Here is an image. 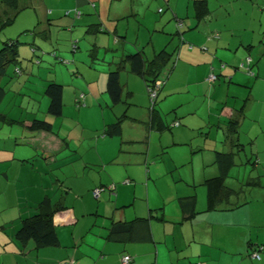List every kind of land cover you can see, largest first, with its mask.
Listing matches in <instances>:
<instances>
[{
	"label": "crops",
	"instance_id": "obj_1",
	"mask_svg": "<svg viewBox=\"0 0 264 264\" xmlns=\"http://www.w3.org/2000/svg\"><path fill=\"white\" fill-rule=\"evenodd\" d=\"M23 1L27 7L0 28V46L16 34L26 35L21 41L25 45L18 47V63L12 66L15 76L8 75L10 65L0 77V112L14 120L0 125V264H60L64 260L122 264L123 255L130 256L128 264H264V188L253 185L239 190L226 184L236 190L229 201L245 203L206 210L203 185L204 180L219 174L217 152L230 154L227 177L236 156L245 150L240 135L245 110H264V0H206L208 14L201 20L195 17L194 0ZM28 22H33L32 27ZM14 23L20 29L11 35L5 28ZM131 29L134 40L128 37ZM215 33L218 37L211 38ZM147 34L151 37L144 41ZM175 35L180 38L178 57L167 75L162 73L164 83L154 105V119L150 110L147 114L145 155L133 157V152L142 151V145L137 148L133 144L141 135L125 134L122 122L136 120L134 115L128 117L126 110L137 89L142 94L144 88L129 69L121 83L119 71L122 98L113 104L106 91L107 73L116 63L125 71L123 57L143 51L144 45L150 48V57L143 51L147 59L166 46L172 48ZM32 46L37 51L32 52ZM36 54H42L40 60ZM241 63L253 75L241 68ZM63 64H69L65 70L56 66ZM212 73L217 80L209 83L207 77ZM75 74L84 85L69 84ZM14 77H25L18 89L12 87ZM33 79L35 87H27ZM50 81L62 84V101L68 99L58 117L47 112L45 87ZM23 89L27 101L33 102L39 95L46 97L47 105L42 108L41 100L29 110L7 107L6 94H21ZM81 93L84 106L78 101ZM119 103H124L125 109L116 117L108 109ZM203 106V112L197 111ZM119 117V133L106 132ZM235 117L238 123L232 131L228 121ZM33 118L51 122V131L28 130ZM249 135L244 133V139ZM194 137H198L196 142L191 141ZM188 142L191 154L186 150L170 164L164 161L163 174L174 186L182 185L168 194L169 207L159 203L153 207L149 199L144 208L136 207L131 165L145 157L144 162L151 163L160 177V170L154 167L156 157L166 146ZM188 162L190 171L175 172ZM152 176L148 171L147 178ZM111 185L113 190L108 189ZM96 188H103L98 197L92 194ZM189 195H195L198 213L183 220L179 199ZM45 198L51 206H63L53 216L58 245L38 247L32 240L19 242L15 233L22 220L33 215ZM154 209L163 219H151L149 235L136 227L143 239L115 240L110 236L112 223L131 221Z\"/></svg>",
	"mask_w": 264,
	"mask_h": 264
},
{
	"label": "trees",
	"instance_id": "obj_2",
	"mask_svg": "<svg viewBox=\"0 0 264 264\" xmlns=\"http://www.w3.org/2000/svg\"><path fill=\"white\" fill-rule=\"evenodd\" d=\"M5 2L4 9L0 11V28H4L9 25L18 11L27 7L28 3L23 0H0V5ZM195 17L197 20H201L208 14V9L206 5V0H194ZM33 32V30H28ZM212 38V37H211ZM22 44L19 39H10L2 42L0 46V77L6 74V69L8 66L16 65L19 60L18 47ZM32 52L37 51L36 47H31ZM173 53L168 52L166 49H161L154 53V55L147 59L142 50L135 51L134 53L127 54L123 57V62L128 64L129 72L140 76L146 88L153 84L154 81L159 78L162 73L169 72L173 67ZM15 71L20 70L18 66H15ZM122 68L121 63H116L115 68L109 70L107 73L106 81V91L110 97L113 104L121 101L122 98V84L119 80V71ZM166 68V69H165ZM168 69V70H167ZM3 93V88L0 87V96ZM45 95L49 99L47 112L58 117L62 113L63 101H62V84L50 81L45 87ZM158 97V96H157ZM157 100V98H156ZM156 100L150 105V115L152 120L154 119V111ZM1 121H14L9 118L6 114L0 112ZM19 124H23L24 121H18ZM237 119L231 118L228 121V129L235 131L237 127ZM121 117H119L115 122L108 125L106 132L109 134H118L120 131ZM30 131H45L50 132L52 124L51 122L40 119L33 118L30 124L26 126ZM232 128V129H231ZM230 154L228 153H216V162L219 166V174L204 180L203 185L206 189V210L212 209H225L231 207H237L245 201H240V203H231L229 197L236 190L229 187L225 183L226 172L231 164L229 161ZM253 185H257L256 182L247 181ZM242 189L239 187V190ZM113 190V189H109ZM179 205L182 208L183 220L191 219L198 210H196V197L195 195L184 196L179 199ZM63 209L62 204L56 203L54 205L48 204V198L41 200L37 204L36 212L26 217L22 220L21 226L15 233V238L21 243L28 240H32L38 247H50L58 245V237L55 231L53 216L54 213L61 211ZM161 208H158L160 210ZM157 210H150L146 216L135 217L128 222H114L112 223L109 233L110 236L115 240H123L126 237L130 240L143 239L144 235H138L139 229L136 227L143 228L146 234H150L149 223L152 218L163 219L162 215L155 214ZM135 230H137L135 232ZM143 233V234H144ZM262 244H259V250L263 249ZM258 253L254 251L253 254ZM259 255V253H258ZM256 258V257H255ZM260 256L256 259H259ZM131 260V258H130Z\"/></svg>",
	"mask_w": 264,
	"mask_h": 264
},
{
	"label": "rangeland",
	"instance_id": "obj_3",
	"mask_svg": "<svg viewBox=\"0 0 264 264\" xmlns=\"http://www.w3.org/2000/svg\"><path fill=\"white\" fill-rule=\"evenodd\" d=\"M22 12H26V10L22 11ZM25 13H22V16ZM27 25H29L30 27H32L33 22H28ZM28 26V27H29ZM20 29L17 26V23H14L8 27L5 28V30H7L8 33H11V35H15ZM175 33V28L174 31ZM3 34V33H1ZM156 35V33H154V36ZM134 32L131 29L130 33L128 35V37L130 39L134 40ZM26 37V35H24L23 33L20 34H16L12 39L14 38H18L20 41H23V39ZM149 37H151L149 34H147L145 36V39H143L144 41H148ZM168 39H170L171 37L167 36ZM26 39V38H25ZM23 43L26 42H22L21 45H25ZM180 44V38L179 36L175 35L174 36V44L171 48V46L167 47L166 46V50L168 52H174L173 58L175 59L177 58V52H178V45ZM143 51L144 53H146L145 55H147L148 57H150L149 55V50L150 48L147 46H143ZM38 55L36 54L35 57H37ZM40 56L42 57V54L39 55L37 57V60H40ZM248 56V55H247ZM43 58L44 55H43ZM70 61L69 59H66V61ZM243 60H245L243 58ZM242 60V61H243ZM262 61H264V59H262ZM65 65H69V64H65ZM65 65H56L58 66L61 70H65L66 67ZM115 68V66H112L111 69ZM12 65L11 67H9L8 69V75L13 77L12 75L15 76L14 72L11 71ZM126 70H122V68L120 69V74H121V83H125V74L126 71L128 70L127 68V64H126ZM74 70V69H73ZM109 70V69H108ZM166 73V72H164ZM168 73V72H167ZM167 74H165L164 76H166ZM132 76V75H131ZM19 78V75L17 76ZM16 78V77H14ZM18 78H16L14 80V82L12 83V87L14 89H18V86L23 84V80H25V77H22L18 80ZM133 78H137V77H133ZM139 80L138 82H140L142 84V87L144 89V93L140 92V90L137 89L136 91V95L133 96L132 98H130V102L132 103L128 110H126V114L128 115V117L133 116L136 120H133L132 123L126 120L124 122H122V126H125V134H130L132 133L133 135H141L140 140H137L135 142H133V144L138 148L139 146H143L142 147V151L137 150L136 153L133 152V157L138 156L139 153L140 155H145V146L147 144V139L145 138V132H144V128L145 126L147 127V114L149 112L150 109V100H149V96H148V92H147V88L144 85V81L142 78H140V76H138ZM34 81H36V79L32 80L31 82H27L26 86L30 87L33 86L35 87V83ZM133 82H130V84H132ZM70 85H81L83 84V79H80L79 76H77L76 74L74 75V77L72 78V82H69ZM216 84V83H215ZM67 85V84H65ZM84 85V84H83ZM67 87H65L66 89ZM70 88V87H69ZM23 93L21 94H15L13 92H8L6 94V98L5 101H7L6 106L11 108L10 105H12V109L13 110H19V108H24L25 110H29V108L31 107V105L35 104L36 106L39 105L40 101H41V105L42 108L45 107V105H47V99L46 97L43 96H39L36 95L34 97L33 102L28 98L27 101V97L28 94H24L25 93V89L22 90ZM9 99V100H8ZM67 98H65L63 101L65 103H67ZM20 106H18L19 104ZM84 102V101H83ZM81 101V106L85 105V102L83 103ZM159 103V102H158ZM14 104L17 105L14 106ZM160 104V103H159ZM80 105V104H79ZM164 106V105H163ZM6 107V109H8ZM125 109V104L124 103H119L117 105H114L112 107H110L108 110L111 113H114L115 116H120L121 113H123ZM205 110V107L203 106L201 108V110H197V111H202ZM6 111H10V110H6ZM119 111V112H118ZM247 112V117L244 120V123L242 125V127L240 128L241 131V138H242V142L245 143L244 151L242 150V152H240L241 154L239 156H236L235 160L236 163L234 164V166L232 167L231 171L229 172L228 176L225 178V183L227 185H234L233 188L238 189V187H241L243 189H247V188H251L253 186L252 183H248L247 181H254L257 183V185L261 188H264V110H257L255 107V110L253 108V110H245ZM203 112V111H202ZM114 116V117H115ZM6 123V121H1L0 120V125L2 123ZM134 122V124H133ZM134 125H138L137 127H133ZM211 129L216 130V127H212ZM262 129V130H261ZM143 130V131H141ZM247 132H250L249 135V139H244V133L246 134ZM103 137V136H102ZM196 140H198V137H194L191 139L192 142H196ZM154 141V140H153ZM124 147H125V143H123ZM123 147V148H124ZM186 150L189 152V154H191L190 152V144L189 142L186 144H181V145H173V146H166L164 148L163 153H160L156 159H157V163L154 164V167L157 168L158 170H160V173L162 176L157 177V175H155V173L153 172L154 169H151V163L149 164L148 161L146 160V162H144L145 157H142L141 161H135L132 165H131V170L134 171L135 176H133V180H132V184L136 185L135 186V191H136V199H135V204L136 207L141 205L144 208L145 204H148V200L149 199V203L151 205H156L159 203V205H163L165 204L166 207H169V204L171 203L170 200H168L169 195L168 194H173V191L175 188L181 189L182 185H176L174 186V184L172 183V181L169 178H166L167 175L163 174L164 170H165V163L164 161L168 162L169 164L172 162V158L176 157V156H182V154L184 153V151L186 152ZM258 150L259 154H256V151ZM154 152V150H153ZM254 154H253V153ZM157 153V152H155ZM252 153V155H251ZM189 158H187L186 161H188ZM151 160V158L149 159ZM168 166V165H167ZM194 166H196V164H194ZM191 170V166L190 163L188 162L187 164H183L181 166H179L175 172L178 174H184V172H188ZM153 173L152 177L147 178V172ZM155 177V178H153ZM175 184H180V182H176ZM201 187V186H200ZM199 188V186H198ZM204 188V187H203ZM92 191V190H91ZM96 199V198H95ZM147 207V205H146Z\"/></svg>",
	"mask_w": 264,
	"mask_h": 264
},
{
	"label": "built area",
	"instance_id": "obj_4",
	"mask_svg": "<svg viewBox=\"0 0 264 264\" xmlns=\"http://www.w3.org/2000/svg\"><path fill=\"white\" fill-rule=\"evenodd\" d=\"M79 14V12H77V15ZM181 22L179 21L177 23L178 26H180ZM211 37L213 38H217L218 37V34L215 33V34H212ZM250 58L248 57L247 58V63L249 62ZM240 67L241 68H245L247 69V72L248 74L250 75H253V71L249 68V67H246L244 63H241L240 64ZM16 72H19V70H16ZM166 74V73H165ZM164 74V75H165ZM217 80V76L215 74H209L208 77H207V81L209 83H213ZM164 83V76L161 75L159 78H157L153 84L149 85L147 87V92H148V96H149V100H150V105L153 104V102L156 100L157 96H158V93L160 91V88L162 86V84ZM83 100V94L81 93L79 98H78V101L81 102ZM178 122H174L173 124H177ZM103 188H96L92 191V194L94 197H98L100 191L102 190ZM108 189H113V185L109 186ZM254 257L258 258L259 255L258 253H255L254 254ZM130 262V256L129 255H123L122 256V259H121V263L122 264H128ZM60 264H73L72 261L70 260H64L62 261Z\"/></svg>",
	"mask_w": 264,
	"mask_h": 264
}]
</instances>
